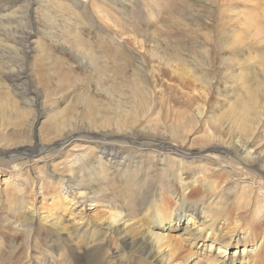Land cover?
Here are the masks:
<instances>
[{
	"label": "rangeland",
	"instance_id": "1",
	"mask_svg": "<svg viewBox=\"0 0 264 264\" xmlns=\"http://www.w3.org/2000/svg\"><path fill=\"white\" fill-rule=\"evenodd\" d=\"M13 1H0V148L8 152L5 161L0 162V264H30L31 257L37 255L40 260L48 261L35 264H51L52 260L53 264H119L122 260L124 264H183L198 259L199 263L207 264L208 258L224 261L223 264H243L242 250L247 252L251 247L241 242L235 245L236 241L223 247L222 255L216 254L217 243L216 250L207 252L200 244L183 243L186 245L183 254L191 255L188 260H182L183 254L171 251V247L158 249L165 261L153 250L152 262L149 256L134 252L139 250L137 246L124 248L125 236L122 239L108 236L105 231L101 238L109 239V247L87 259L89 244L75 233L71 251L69 244L62 241L49 253L46 239L59 218L79 221L86 216L93 224L104 220L107 214L113 217L118 212L131 213L137 209L134 220H142L141 228L148 225L144 219L146 208L142 210L141 204L125 197L128 193L124 195L123 178L110 174L115 185L104 178L109 166L107 162H98L96 144L90 138L99 143L129 141L133 153L123 152L118 164L123 160L125 174L132 171V177L140 174L141 183L134 179L133 195L138 194L139 184L142 195L147 191L144 176L160 174L162 169L169 171L179 160H171L173 164L154 163L160 152L165 155L160 159L176 156L150 144L155 141L182 142L190 152L186 158L188 170L208 169L207 174L215 178L220 189L229 185L235 188L237 178L241 196L242 192L264 188V173L258 170L264 171V79H261L264 77V0H35L33 13L29 0ZM99 16L106 21H100ZM27 32L32 33V38L26 46L23 36ZM234 36L242 41L240 45L230 44ZM25 49H28L26 55ZM234 60L239 64L248 60L247 65L252 64L246 67V76L239 64L234 66L236 73H243L238 76L235 73L236 80L229 78L234 71L228 63ZM174 68L182 74L181 79L173 72ZM22 69L28 74L26 82L14 76ZM185 69L195 76H187ZM239 78L245 80L246 87L256 89L257 100L249 109L235 110L230 121L226 114H230L231 106L240 103L244 95ZM22 85L27 90L21 89ZM240 122H244L243 130L235 133ZM173 125L180 127L172 131ZM130 131L132 134L124 135ZM70 135L75 139L66 146L59 144ZM214 136H220V142L232 141V147L219 149L223 155L238 159L244 150H252L259 155L260 164L245 168L238 164L224 171L217 161L204 159L202 155L208 153L202 145ZM33 145L45 147L42 155H51L54 148L51 165L36 161L44 157L33 153ZM107 147L116 151L122 148L114 144ZM65 152L79 154L78 164L62 168L60 161L69 163V159H63ZM144 160L147 165L136 166L135 161ZM190 160L203 165L202 169L192 167ZM98 166L105 169L100 171ZM180 167L175 166L171 171H175L173 176L179 185ZM228 169L235 170L232 181L227 178ZM74 174L81 185L91 187L97 182L102 189V201L116 204L109 209L103 205L90 209L92 202H87L84 213L86 208L81 210L66 198L61 199L67 201V207L55 203L60 200L56 193L61 188L53 181ZM98 175L101 182L95 180ZM68 187L73 194L86 191L83 186L72 190L68 183ZM113 189L124 191L113 196ZM156 190L159 192L157 187ZM5 193L17 194L19 200L12 198L19 205L11 203ZM171 194L168 199L173 204L175 197ZM158 198L163 196L159 193ZM137 205L140 210L135 208ZM33 211L39 214L38 218L42 214L47 216V225L38 220L32 223L28 216ZM185 221L184 218L176 221L177 229L167 222L165 225L171 230H153L179 239L186 235L182 230ZM68 223L71 227V222ZM16 224L24 227L23 233L13 228ZM137 238L141 240L142 234L138 233ZM248 241L254 245L264 243L263 239ZM113 252L119 258H112ZM262 259L259 264H264Z\"/></svg>",
	"mask_w": 264,
	"mask_h": 264
},
{
	"label": "bare ground",
	"instance_id": "2",
	"mask_svg": "<svg viewBox=\"0 0 264 264\" xmlns=\"http://www.w3.org/2000/svg\"><path fill=\"white\" fill-rule=\"evenodd\" d=\"M0 1L8 2V0H0ZM34 1L35 0H29L30 10H32L31 7L33 3H37V1L36 2ZM32 13H33V10H32ZM99 20L106 21V19L103 16H99ZM232 31H234L233 28H232ZM236 37L237 36L233 37L230 44L240 45L242 41L238 37L236 39ZM31 38H32L31 32H27L25 37L23 36L24 40L23 39L22 40L23 42H26V46H27V42H31ZM27 51L28 49L27 50L25 49L24 51L25 55L27 54ZM248 62L249 61L247 60L245 61V63L241 62V64H239L235 60L230 61L228 63V67L229 69H231V71H234V73L233 72H232L233 74L230 73L231 76H229V78L231 79L235 78L236 80L238 78L236 77V75L238 76V75L243 74L242 72L236 73L235 71L236 68H234V66H236L237 64H239L238 67L240 68V70L241 69L244 70V74L246 76L247 75L246 67H248L249 65H252L251 63L247 65ZM254 67L255 66H251L252 69ZM173 72L179 75L178 76L179 79L183 77L182 74L178 72L177 68H174ZM185 73L189 77L195 76V74L191 73V71H188L186 69H185ZM14 76L18 80L22 79L23 81L26 82L27 80L26 78L28 77V74L25 72V70H23L22 72H19L18 74L16 73ZM174 76L177 77L176 74H174ZM239 79L241 80V78ZM261 79H264V77ZM20 83L21 82H19V84ZM241 84L243 85L244 95L241 97L242 101L240 103H235L231 106L230 114H226V117L230 121L232 119V115L234 114L235 110H237L238 108L249 109L251 108L253 104L256 103V100H257L256 89H254L253 87H249V88L246 87L245 80H243V78L241 80ZM20 88L23 90H27L26 89L27 86H24V85L20 86ZM244 119H246V117ZM236 121H239V119ZM173 127L175 128H173L172 131H174L180 126L173 125ZM243 127H244V122H240L234 132L237 133L238 131L243 130ZM63 134L66 135V132H64ZM129 134H132V132L131 131L124 132V135H129ZM78 138L80 137L78 136ZM182 138H185V137H181V139ZM73 139H75L73 135H70L69 138L65 137L63 138V140L61 141L59 140L60 141L59 144L62 146H66ZM90 139L96 144L95 145L96 150L94 151L98 152L99 154V155L98 154L96 155V159L98 160V162H101V161L107 162L109 166V170L104 171L105 172L104 178L109 179L112 185L114 184V179L110 177V174L114 175L117 178L118 176L123 178L121 183L123 187H125L126 189V191L124 192V195L125 193H128V195H126L125 197L129 196L130 200L131 199L135 200L137 203L141 204L142 206L141 208H143L142 210H145L146 208L144 219H146L148 225H146V229L141 228L142 224L139 221L142 222V220L141 219L134 220L135 216H137V213L135 212L137 209H135V211L131 213L118 212V214L113 217L110 214H107L106 215L107 217H105L104 220L96 221L95 223H93L94 225L91 224V222H89L86 216L80 217L81 220L79 221L72 220L71 218H68V219L59 218V220L55 221L53 224L54 231L53 232L48 231L49 236L47 237L46 241H47V248H49L48 249L49 253L53 252V246L56 247V245L61 244L62 241L70 245V246L69 245L67 246H68V249H70L71 251L73 249V233H75L79 237H83L84 241L89 244L90 252L85 258L87 259L91 255H93V253L100 252L107 246L109 247L108 245L109 239L107 237L101 238L105 231V233H107L108 236H111V235L118 236L121 239L123 236H125L124 242L122 244L124 248H130V247L133 248L137 246L139 250H134V252H138L137 253L138 255L144 254V255L149 256L152 262L154 261V258H155L154 253L151 252L153 250L156 252V256H158L159 258L165 261L164 256L160 254L158 249L165 250L166 248L171 247V251L176 252L180 255L186 251V245L183 243L188 242V244L192 246H197V244H200L201 245L200 247H204L206 252L208 250L209 251L216 250L215 243H217L218 246H217L216 251L218 252L216 254L222 255L221 253L224 252L222 248L225 246H228L229 243H233V241H236L235 245H237L238 242H241L243 244L248 243L251 247V249L247 250V252H245L246 249L242 250L243 255H241V262H243V264H251V263L259 264V261L263 260L262 259L264 258L263 241L260 244L254 245L250 241H248V239L250 238V239H259V240L263 239L264 240V188L261 187L260 189H258V191L256 189L255 190L252 189L248 192H242V196H241L240 195L241 193L238 191L240 182H239V178H237V180L235 181L236 183L235 188H233L232 185H229V186H225L223 189H220V186L218 182L215 180V178L207 174L208 169L206 168H204V170L202 169L203 165H195L196 161L190 160L189 163L192 167H199L202 170H192V171L188 170L187 168L188 166L186 164L187 163L186 158L190 157L189 156L190 152L188 149H186V146H184L182 142H180L179 140L172 141V142L155 141V142H151L150 144L151 145L154 144L155 146L158 145V147L161 148V151L169 152V154L167 155L176 153V156L170 155L172 157V158L170 157V159H166V158L160 159V157H162L161 155H164L160 152L157 154V160L154 161V163H157L158 161V163L162 162L161 164H163L164 162H166L167 164H173L171 160H176V159H179V160L175 162V164L171 167L169 171H166V169H162V173L160 174L151 173L150 174L151 176H144L143 183L147 184V187H148L147 191L145 192L144 195H142L141 189L139 187L140 184H139L137 185L138 194L133 195V193L135 192V189L133 188L134 179L137 180L138 183H141V178L139 179L140 174L134 177L131 176L133 174L132 173L133 171L128 174H125L127 172L122 170V169H125V166L123 165L124 164L123 160L118 164V161H119L118 158L122 156L123 152L133 153L131 150L133 147L129 145V141L128 140H124V141L110 140V141H103L99 143V141L94 140L93 138H90ZM105 139L106 138H104V140ZM182 141H186V138L183 139ZM208 141H207L208 143L202 145L203 149H205L208 153V154L206 153L203 154L202 155L204 156L203 158L204 159L208 158V159L217 161L224 171L226 167L229 168V167H233L238 164L243 165L242 168H245L246 165L256 166L257 164H260L259 155H256L257 153L255 151L244 150L241 157L237 156L238 159H236L235 156H232L231 158L225 154L223 155L221 152H219V149L221 147H232L230 144L232 143V141L229 144L228 142H224L223 140H222L223 142H220L221 141L220 136H216V138L214 136L212 140H208ZM113 144L118 145V146L120 145L122 146V148H119V151H116L113 149L109 150L107 146L113 145ZM237 144L241 145L239 142ZM127 145H129L130 147ZM244 145L245 144L241 146H244ZM31 149L33 153H35L36 155L40 154L41 158L44 157L43 159H38L36 161L43 162L44 165L46 166L51 165V159L54 157L52 156V154H55V152L53 151L54 148H52L51 150L52 151L51 155H47L48 153H46V155H42V153L45 151V147H42V146L39 147L38 145L36 146L33 145ZM254 150H256V147ZM136 152L139 153V150H137ZM4 155L5 156L8 155V152L7 151L5 152L3 148H0V162L5 161V159H3V158H6ZM207 155H209L210 158ZM79 156H80L79 154L65 152V158L63 159H69V163L64 164V162L60 161V163L63 165L62 168L68 167V165L71 167H74L75 164H78L77 162L80 159ZM137 156L138 155H136V157ZM154 159H156V157ZM135 164L136 166L143 165V164L147 165V160H144V162L135 161ZM175 166H176V169L181 166L180 169L182 171V175L180 176V185L178 184L179 182L176 179V177L173 176V173L175 171L173 173L171 172L175 168ZM98 169H100V171H103V169L105 168L98 166ZM258 170L264 173L263 170L259 168ZM143 171L145 173L148 172L147 169H143ZM227 172H228L227 178L230 179L231 181L234 180L233 175L235 174V170L231 171L228 169ZM95 180H97L98 182L99 181L101 182L100 176L99 175L96 176ZM53 182L60 184L61 189H59V191L56 193L57 197L60 198V200H56L55 203L57 204L62 203L61 207L63 206L67 207L68 206L66 205L67 201H69L68 203L70 204H72L73 202L74 205L75 204L78 205L79 208H81V210H85L86 208L85 205H87V202H92L91 203L92 206L90 207V209H93L94 206H99V205H103L104 207H108L109 209L111 205L114 206L116 204L113 202L109 203L107 202V200L102 201L103 199L100 194L102 189L98 185L97 182H95L96 184H94L91 187L89 185H81V182L77 181L75 174L73 177H68L67 175L60 176V178L55 179ZM68 183L70 184V187L72 190L77 189L76 187L81 188L83 186L86 189V191L76 190L77 192L73 194L71 193V190L68 187ZM127 183L131 184V186L127 187L126 186ZM156 187L157 189H159V192L156 190ZM122 191L124 190L113 189L111 192V195L120 196L123 193ZM170 192L175 197V202L173 204L168 199V194ZM159 193L163 196V199L158 198ZM0 195H1V192H0ZM5 195H6V198L11 201V203H13L14 205H19V202L17 201L19 200L17 194L11 195V194L5 193ZM12 197H14L17 200L13 199ZM61 198H66L67 201H64ZM146 199L148 201H146ZM135 208H138V210L141 209L139 208V205H137ZM86 212H87V208H86V211H84V213ZM28 217L30 218L32 223H34L37 220L40 224L41 222L44 225H47L48 223L47 216L42 214V216L38 218L39 214H37L35 211H33V213H30ZM84 218L86 219L84 220ZM183 218L186 219V221L184 222L186 223L185 227H182V230H185V234H186L185 237L184 235H181L179 239H174L170 233H167V234L158 233L157 231L153 230L154 228H164L165 230H171L169 226L165 225L167 222L170 223V225H174L173 229H177L178 227L175 226L176 221L178 222L179 220ZM221 220H223L222 225L219 224ZM68 221L71 222L70 224L72 225L71 227L68 225L69 224ZM112 224H114L115 226H113ZM13 228L19 234L23 233L25 230L21 224H16V226H14ZM40 229L41 228H39V230ZM105 229H107V231ZM138 233L142 234L143 236L141 240L137 238ZM241 233L245 234V236H242ZM97 235L99 236V239L97 238ZM210 240L212 242H209ZM174 242H181V244L177 245V244H174ZM66 244L64 246H66ZM173 252H171V254ZM237 252L238 251H236V253ZM119 256L120 255L117 252H113L112 258L116 259V258H119ZM190 258H191V255L189 256H186L185 254L182 255V260H185V259L188 260ZM29 261H30L29 262L30 264H35L36 262H39V261L47 262L48 259L45 258L43 260H40L37 255V256H32ZM131 261L132 259L130 258V262ZM53 262L54 261L52 260L51 264H53ZM183 262H184L183 264H201L199 263V259L196 261L195 260L191 261V262L190 261H186V262L183 261ZM207 262H208L207 264H223L224 263V261H219L218 259H214V258H208ZM233 262H234V259H233ZM39 264H44V263L40 262ZM119 264H124V260L120 261ZM168 264H173V263H168Z\"/></svg>",
	"mask_w": 264,
	"mask_h": 264
}]
</instances>
